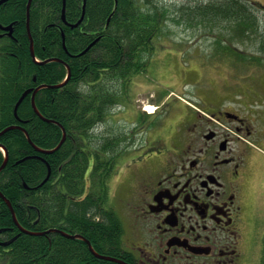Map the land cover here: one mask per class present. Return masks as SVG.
Returning a JSON list of instances; mask_svg holds the SVG:
<instances>
[{
	"label": "trees",
	"instance_id": "trees-1",
	"mask_svg": "<svg viewBox=\"0 0 264 264\" xmlns=\"http://www.w3.org/2000/svg\"><path fill=\"white\" fill-rule=\"evenodd\" d=\"M27 2L6 0L0 5V24L12 25L11 36L0 31V132L15 126L23 128L39 148L51 150L58 145L62 131L34 113L32 93L15 112L26 91H34L42 84L57 85L65 79L64 65L42 63L58 58L69 65L71 78L62 88L38 91L35 104L45 119L60 123L67 134L58 150L41 154L20 129L4 132L0 145L8 151V162L0 171V192L11 202L16 219L25 230L34 233L55 228L79 234L98 254L127 262L128 258L119 251L122 224L115 212L102 207L108 181L124 150L121 146L124 137L119 132H107L105 136L98 132L99 125L124 99L130 80L141 74L146 54L155 49L148 44L166 36L169 22L204 24L209 30L221 28L214 38V58L245 60L236 43L245 45L253 40L256 48L264 51L257 15L264 6L247 0L193 4L86 0L82 23L70 29L61 17L63 0H32L29 27L37 63L29 50ZM81 5L82 0H65L67 23L75 24L80 19ZM97 38L89 50L79 55ZM250 56L252 61H259L258 57ZM3 161L0 150V167ZM46 163L50 174L44 182ZM89 169L90 189L85 193ZM0 229H3L0 241L18 235L6 248L8 252L0 247V264H117L96 259L83 240L52 233L42 236L21 233L1 198Z\"/></svg>",
	"mask_w": 264,
	"mask_h": 264
},
{
	"label": "flooded vegetation",
	"instance_id": "flooded-vegetation-1",
	"mask_svg": "<svg viewBox=\"0 0 264 264\" xmlns=\"http://www.w3.org/2000/svg\"><path fill=\"white\" fill-rule=\"evenodd\" d=\"M200 108L209 118L182 108L177 122L187 127L174 130L171 149L162 137H147L132 158L140 183L128 209L136 217L119 248L131 264L261 263L264 155L251 142L259 118L228 104ZM137 113L136 121L150 123ZM255 168L261 174L247 208V175Z\"/></svg>",
	"mask_w": 264,
	"mask_h": 264
},
{
	"label": "rangeland",
	"instance_id": "rangeland-1",
	"mask_svg": "<svg viewBox=\"0 0 264 264\" xmlns=\"http://www.w3.org/2000/svg\"><path fill=\"white\" fill-rule=\"evenodd\" d=\"M157 1L165 4L172 2L193 4V2H206L207 0ZM249 1L254 4H264V0ZM257 15L264 38V15L261 12H257ZM167 30L168 32L164 38L156 40V48L164 49L163 53L159 56L157 55L150 58L151 61L149 65H147L144 74L137 76L127 90L121 109H116L100 128L101 131L104 133L106 131L122 133L124 141L121 143V146H126L128 148V151L124 154L130 159L131 157H135L137 148L143 145L147 137L149 139L156 135V139L162 137L160 139L167 141L168 148L171 149L170 144L173 142L176 122L180 115L164 106L166 101L161 97L159 98L160 95L165 94L166 88L169 86L172 88H169L168 92L174 90L176 93L184 94L181 96L183 102L177 100L175 105L185 106L189 104L199 106V104L205 105V103L213 101L217 105L222 103L228 104L231 108L243 109L246 112H251L256 115L259 118L255 125L258 136L256 139L252 138L251 142L259 148L260 152L264 155V139L262 138V136H264V116L261 115L264 113V66L254 67L256 63H251L248 59H245L244 64L240 61H234V64L230 65V61L228 60L220 61L218 58H214L215 55L212 51V48L216 47L213 44L214 38L217 37L216 32L221 30V28L209 30L205 28L204 24L189 26L183 22L175 23L171 21L169 22ZM246 43L247 44L244 46L248 53H257L254 55L256 57L264 55V51H260V54H258L259 51L255 50L254 45H251L252 41H246ZM167 44H171L173 48L167 47ZM235 46L241 49V51H244V46L242 44L236 43ZM170 52L174 53L172 54ZM152 55L153 54H151V56ZM183 61L186 64V68L183 69L182 75L185 71L186 74L183 78L184 80H181L178 74L176 75L173 73L172 67L179 68L182 66ZM198 62L202 65L198 64L199 68L197 67ZM194 63L196 67H194ZM250 63L252 64L251 67L242 71V69L246 68V64ZM164 65L170 66L171 70H169L168 75H166L167 71L163 72ZM245 89H251L252 92L257 93V96L246 95L245 93L249 94L250 92L245 91ZM261 89L263 91H261ZM216 92H218V95H216ZM228 94L230 96H228ZM238 94H240V96L244 95L245 99L242 100V97H238ZM172 97L174 96H171V98ZM185 101L188 104H186ZM249 101H253V105H250ZM156 102L157 104L154 105V109L156 105L161 104V111L156 118L149 120L150 123L140 124L135 121L136 118H134V116L132 118L130 113H134L135 107L142 110L144 107L146 108L147 105ZM235 102L237 105L234 104ZM156 109L155 113L158 111ZM183 127L186 128L187 125ZM128 162H130V160ZM132 163L131 161V163L123 169L118 179H111L109 183V193L103 204L106 208L114 210L119 215L123 227L126 230V234L127 231L131 230L133 217H136L135 213L128 210V199L131 201L135 200V189L133 188L137 187L140 183L139 176H132L133 170L131 167L134 164ZM262 168L263 165L261 163L259 169L263 170ZM116 169L120 170L119 168ZM259 169H252L247 175L249 182L246 186V194L250 197L248 199L247 208H249L251 199L256 197L254 186H256L258 175L261 174ZM263 211L264 208L263 205H261V212ZM260 228L263 233V225H261Z\"/></svg>",
	"mask_w": 264,
	"mask_h": 264
},
{
	"label": "water",
	"instance_id": "water-1",
	"mask_svg": "<svg viewBox=\"0 0 264 264\" xmlns=\"http://www.w3.org/2000/svg\"><path fill=\"white\" fill-rule=\"evenodd\" d=\"M31 2H32V0H28V4H27V14H26V15H27V22H26V24H27V34H28L29 41H30V55H31V57L34 59L33 41H32L31 35H30L29 23H28V19H29V9H30ZM84 7H85V0H83V9H84ZM63 11H64V10H63ZM63 13H64V12H63ZM63 17H64V16H63ZM82 19H83V16H82L81 19L78 21V23H76L75 25H72L71 27H76V26H78V25L80 24V22L82 21ZM0 27H1V26H0ZM2 29H3L4 31H10V30H11V27L9 26V27L2 28ZM9 35H10V33H9ZM87 50H88V49H86L85 51H83L81 54L85 53ZM51 61H57V62H60V63H62V64H64V65L66 66V68H67V73H68L67 78H66V80H65L63 83H61V84H59V85H51V86H50V85H40L39 87H37V88L34 90V92H33V97H34V94L37 92V90H39V89H41V88H53V89L60 88V87L64 86V85L67 83V81L69 80V78H70V76H71V71H70L69 66H68L66 63H64L62 60H59V59H49V60H46L45 62H51ZM32 107H33V110H34V112L36 113V115L39 116L40 118H42V116L40 115V113H39V112L37 111V109H36V106H35V104H34V102H33V99H32ZM42 119H43L45 122L55 123V124H57V125L62 129V138H61L59 144L57 145V147L54 148L53 150H42V149H39V148L35 147V146L32 144V142H31V140H30V138H29L27 132H26L24 129H22V128H20V129H21V130L24 132V134L26 135V138H27L28 142L30 143V145H31V146H32L37 152L42 153V154H50V153H53L54 151H56L57 149H59V147H61V145L63 144V142H64L65 139H66V132H65L64 128H63L59 123H57V122H55V121H53V120H48V119H44V118H42ZM17 128H19V127H17ZM11 129H13V128H12V127H10V128H6L5 130H3V131L0 133V135L3 134L4 132L8 131V130H11ZM2 149L4 150V153H5V157H6V159H5L4 163H3V165L0 167V171L6 166V163H7V156H8L7 150H6L5 148H3V147H2ZM47 179H48V178H47ZM47 179H46V180H47ZM0 197H1V198L4 200V202L6 203L8 209H9L10 212H11V215H12L13 220L16 222L15 214H14V211H13V208H12L11 203L9 202V200H7V199L1 194V192H0ZM18 225H19V224H18ZM51 231H54V230H51ZM26 233L31 234V233H29V232H26ZM33 234H34V235H44V234H46V233H33ZM60 234H61L62 236H64V237H67V238H70V239H73V238H80V239H83L84 242L87 244L88 249H89V251L91 252V254H92L93 256H95L96 258L104 259V260H109V261L117 262V263H120V264H125V263H123V262L120 261V260H117V259H114V258H110V257H106V256H101V255L97 254V253L93 250V248L91 247L90 242L87 241L86 239H84L83 237L79 236V235L72 236V235H67V234H65V233H62V232H60ZM3 245H5V244H3Z\"/></svg>",
	"mask_w": 264,
	"mask_h": 264
},
{
	"label": "bare ground",
	"instance_id": "bare-ground-1",
	"mask_svg": "<svg viewBox=\"0 0 264 264\" xmlns=\"http://www.w3.org/2000/svg\"><path fill=\"white\" fill-rule=\"evenodd\" d=\"M3 3V1L2 0H0V4H2ZM26 17H27V15H26ZM28 23H29V19H28ZM64 62V61H63ZM65 63V62H64ZM41 89H43V88H41ZM41 89H39V90H37V92L38 91H40ZM35 90V89H34ZM33 92L34 91H32V90H28V91H26L22 96H21V98L19 99V101L17 102V104H16V106H15V112L17 111V108H18V106H19V104L23 101V99L29 94V93H32V95H31V106H32V99H33V102H34V104H35V95L37 94V92L34 94V97H33ZM35 106H36V104H35ZM32 109H33V107H32ZM36 109H37V107H36ZM34 111V110H33ZM37 111H38V109H37ZM148 111L149 112H152L153 111V108H148ZM39 112V111H38ZM35 113V112H34ZM36 114V113H35ZM41 115V114H40ZM42 116V115H41ZM39 117V116H38ZM42 118H44L43 116H42ZM41 118V119H42ZM45 119V118H44ZM43 120V119H42ZM13 129H17V127H15V126H11ZM8 128H10V127H8ZM12 130V129H11ZM13 219V218H12ZM15 219H16V216H15ZM13 222L15 223V225L21 230V233H25V234H28V233H26V232H29V231H27V230H25L22 226H19L18 225V221H17V219H16V222L13 220ZM29 233H31V232H29ZM31 234H33V233H31ZM31 234H29V235H31ZM0 245H2V246H4L3 245V243H1Z\"/></svg>",
	"mask_w": 264,
	"mask_h": 264
}]
</instances>
